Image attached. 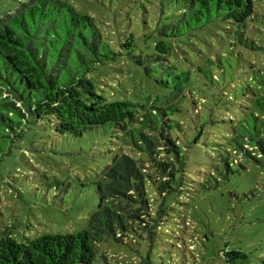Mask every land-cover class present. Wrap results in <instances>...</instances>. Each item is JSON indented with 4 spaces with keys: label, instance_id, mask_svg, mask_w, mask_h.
<instances>
[{
    "label": "trees",
    "instance_id": "16d2710c",
    "mask_svg": "<svg viewBox=\"0 0 264 264\" xmlns=\"http://www.w3.org/2000/svg\"><path fill=\"white\" fill-rule=\"evenodd\" d=\"M256 1L264 2L157 0L139 11L126 0L122 14L97 18L72 0H23L0 17V161L34 122L77 138L110 128L121 146L94 181L97 205L85 229L27 243L5 231L0 264H96L103 244L127 245L136 237L152 244L167 200L182 191L188 150L203 144L209 128L229 130L219 153L226 173L232 163L244 168L230 153L264 165V64L244 56L260 48L246 33ZM220 30L230 31L231 49H197L195 40ZM233 60L248 78L239 96L226 89L216 94V71H225L224 61L233 69ZM122 61L141 74L151 94L111 101L99 92L93 74ZM230 110L236 115L224 116ZM224 257L229 264L246 262L236 253Z\"/></svg>",
    "mask_w": 264,
    "mask_h": 264
},
{
    "label": "rangeland",
    "instance_id": "374dc122",
    "mask_svg": "<svg viewBox=\"0 0 264 264\" xmlns=\"http://www.w3.org/2000/svg\"><path fill=\"white\" fill-rule=\"evenodd\" d=\"M21 1L0 0V17L14 12ZM134 1L128 9L142 11L149 1L157 0ZM72 2L80 12L89 10L97 18L122 14L127 7L126 0ZM254 18L246 33L260 48L253 50L255 53L237 50L256 65H263L264 2H255ZM229 32L220 30L218 35L195 40L196 47L205 52H227L232 41ZM179 55L185 57L181 52ZM224 65V72L216 71L219 86L213 91L218 94L226 89L230 96H239L237 90L247 80V73L234 60L233 69L226 61ZM93 75L99 92L111 101L152 93L127 61ZM232 86L237 87L235 92ZM224 114L236 115L233 110ZM194 120L189 116L190 126ZM228 132L226 125L209 128L203 144L188 150L182 191L167 200L165 221L152 244L146 237L131 239L127 245L103 244L96 264H142L147 257L150 264H229L226 252L246 257V262L232 264H264V165L230 153L229 157H235L244 168L232 163V170L226 173L219 153L226 151L221 144L222 135ZM115 152H121V146L110 128L77 138L56 134L46 122L32 123L0 161V239L5 231L18 243H27L44 235L74 234L85 229L97 205L94 181ZM152 177L159 182L156 175ZM178 218L183 221L176 222Z\"/></svg>",
    "mask_w": 264,
    "mask_h": 264
}]
</instances>
